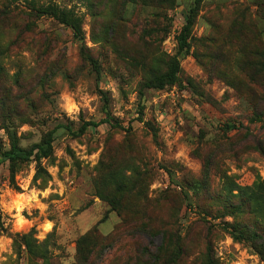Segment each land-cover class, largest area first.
Listing matches in <instances>:
<instances>
[{
    "label": "rangeland",
    "instance_id": "rangeland-1",
    "mask_svg": "<svg viewBox=\"0 0 264 264\" xmlns=\"http://www.w3.org/2000/svg\"><path fill=\"white\" fill-rule=\"evenodd\" d=\"M49 132L0 163V264L28 233L44 264H264V0H0V153ZM111 173L134 187L115 210Z\"/></svg>",
    "mask_w": 264,
    "mask_h": 264
},
{
    "label": "trees",
    "instance_id": "trees-1",
    "mask_svg": "<svg viewBox=\"0 0 264 264\" xmlns=\"http://www.w3.org/2000/svg\"><path fill=\"white\" fill-rule=\"evenodd\" d=\"M202 0H194V7H198ZM42 13L49 14L52 17H54L56 20H58L60 23L66 24L73 30L74 36H79V29L77 21L74 17L70 16L68 13L59 10L54 5H47L46 7H42L40 9ZM187 24L184 28L182 33L179 35V42H180V49L187 47L186 39L183 37V33L187 32L188 27L190 26V18L186 17V23ZM176 68L171 70L168 73H164L163 75L156 76L151 83L153 87L161 89L166 82H168L170 79H172L175 76ZM103 121H86L83 122L82 125L79 128V132H83L86 130L89 126H97L99 123ZM62 127L66 130H68L71 134H74L73 131H71L70 127L68 125H62ZM52 133L49 132L45 135L43 139L39 143H35L31 145L30 147L23 148L18 146L14 141L11 142L10 147L7 150H4L2 153H0V163L8 161L10 163V175L11 178L14 173L13 165L17 162L21 161H28L32 157L34 158H45L49 157L52 153ZM261 151V148H260ZM42 171L41 167L37 168L36 174H39ZM127 178V177H126ZM121 174H109L105 179H102V183L97 187L98 192L97 195L102 200H105L108 205L115 210L118 207L119 198L123 193H125L127 189V183H132L133 187V181H131V177L126 179ZM114 186V192L115 195L110 196L109 193H104L107 186ZM103 186V187H102ZM100 188V189H99ZM96 189V190H97ZM258 196V193L254 192L251 195V201L256 202V198ZM262 198L264 199V195H262ZM14 243L18 249V251L22 252L26 255L28 264H39V261H41V264H44L47 260L46 251L42 248V246L37 242L36 238L32 236L31 233L23 234V235H16L14 237ZM82 241L79 239L78 241V248L83 245L81 244ZM82 262L84 264H89L88 256L83 255L82 256ZM139 264H184L183 259L180 256V253L174 251L173 255L170 254H164L161 255L159 253L152 254L147 259H143L139 262ZM186 264V263H185Z\"/></svg>",
    "mask_w": 264,
    "mask_h": 264
}]
</instances>
